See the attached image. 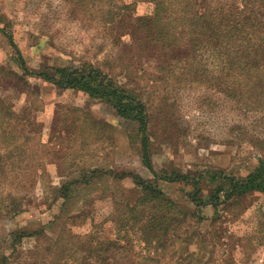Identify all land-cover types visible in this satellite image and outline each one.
Returning a JSON list of instances; mask_svg holds the SVG:
<instances>
[{
	"label": "rangeland",
	"instance_id": "1",
	"mask_svg": "<svg viewBox=\"0 0 264 264\" xmlns=\"http://www.w3.org/2000/svg\"><path fill=\"white\" fill-rule=\"evenodd\" d=\"M113 1L121 8L120 19L104 29L102 17L104 13L108 16L109 9L91 16L77 13V8L64 0H0V29L13 37L20 57L34 72L48 69L55 74L53 69L57 67L78 68L83 62L100 64L109 56L115 57L111 51L117 49L115 65L106 69L111 77L125 82L127 89L145 102L150 113L148 153L153 169L160 177L176 171L194 177L201 190L198 199L207 201L216 187L223 185L228 189L230 186L223 177L213 180L211 172L222 170L243 179L264 158V107L249 101L243 105L225 94L224 90L231 88L235 80L234 71L225 70L227 64L215 73L209 68L206 81L197 78L184 82L164 77V72L158 69L160 64L180 60L185 52L180 47H172L163 54L159 49L140 52L137 43H132V35L142 39L147 35L146 29L141 28L134 34L128 30V23L138 26L141 17L150 15L152 0ZM186 1L180 6L179 0L173 9L183 8ZM217 1L190 0L192 9L206 3V11ZM223 1L227 9H257L264 4V0ZM166 8L171 9L169 0ZM184 11L188 17L192 15L191 9ZM122 44L127 47L124 49ZM120 53L124 57L119 58ZM20 57L0 32V65L23 75ZM192 65L195 70L196 61ZM181 67L182 62L176 64L177 76H185ZM129 70V75L122 73ZM211 77H216L221 85L217 90L209 85L214 81ZM22 78L27 80L13 78L9 86L1 83L0 96L17 111L25 109L23 115L30 121H22L18 128L26 129L31 123V130L47 144L46 166L35 168L43 173L42 183H36L26 192L28 197L22 211L2 225L0 234L8 230H42L48 241L57 236L62 226H67L75 235L92 233L101 239L112 237L115 234L109 221L112 202L133 203L140 195L130 175L154 181L140 150L141 138L135 131L137 123L119 117L108 100L91 99L77 89L62 90L35 76ZM160 96L164 97L158 107ZM74 109L86 111L94 116V121L108 125L97 136L88 138V144L80 150L84 167L129 174L122 179H117L116 173L97 174L90 183H81L80 191L75 194L77 198L55 199L48 186L59 188L79 174L75 173L78 168L71 166L70 158H62L80 147L69 140L68 125H73ZM68 116L70 120L66 119ZM82 123L83 120L77 125ZM163 125L167 133L163 132ZM157 184L181 208H196L191 201L195 189L192 182L160 180ZM219 197L216 209L210 205L198 208L202 221L174 243V252H166L161 264H175L186 258L189 261L185 264H264V192L228 198L222 190ZM36 245V237L22 239L7 264H38L33 253ZM3 250L6 254L10 251L7 247Z\"/></svg>",
	"mask_w": 264,
	"mask_h": 264
},
{
	"label": "trees",
	"instance_id": "2",
	"mask_svg": "<svg viewBox=\"0 0 264 264\" xmlns=\"http://www.w3.org/2000/svg\"><path fill=\"white\" fill-rule=\"evenodd\" d=\"M64 1L77 8V13L91 16L104 13L102 9H109L108 16L104 13L102 17L104 29L120 19L121 8L116 7L113 0ZM183 2L184 0H180V6ZM178 3L179 0L174 2L169 0L171 9H167L168 0H152L153 8L149 16L141 17L138 26L137 23H128V30L132 34L141 28H145L147 32L142 39L132 35L134 40L132 43H137L140 52L159 49L162 54L172 47H180L185 52L184 57L180 60H166L158 69L164 72V77L184 82H192L197 78H204L206 81V72L214 69L212 73H215L221 66L223 68V65L227 64L225 70H233L235 80L228 89L230 91L224 90L225 94L243 105L249 101L264 107V4L259 5L257 9L255 7V9H232V7L227 9L225 1L218 0L216 5L207 8L206 11V3L192 9L190 0H187L183 8L173 9ZM246 5L248 6V1ZM184 9H191L192 15L188 17ZM0 32L20 57V51L14 44L13 37L3 29H0ZM122 47L125 49L127 46L124 47L122 44ZM111 52L115 57L109 56L100 64L83 62L78 68L74 65L69 68L57 67L53 69L55 74L48 69L31 71L20 57L19 63L23 75L0 65V87L1 83L9 86L8 84L11 83L8 82H13V78L26 81L27 78H22L23 76H35L62 90L77 89L85 92L91 99L108 100L119 117L137 123L135 131L141 138L140 150L154 181H145L136 174L130 175L139 188L140 195L133 203L116 200L112 202L109 217L115 233L112 237L101 239L92 233L75 235L67 226H62L57 236L54 239L48 238L47 241L42 230L33 232L8 230L0 234V264H7L11 254L16 250L17 243L30 237L37 239L33 253L38 264H161L164 262L166 252H174V243L202 221L198 208L210 205L216 209L219 206L220 191L224 190V196L228 198L244 196L252 192H264V158H260L257 166L243 179H236L222 170L211 172L213 180L223 177L230 186L228 189L223 185L216 187L207 201L198 199L201 190L199 181L194 177L177 171L160 177L153 169L148 153L151 136L148 132L150 113L146 109L145 102L138 98L135 92L127 89L125 82L122 83L120 79L116 81L108 74L106 68L115 65L118 57L117 49ZM122 57L124 54L120 53L119 58ZM193 61H196L195 70L193 65L191 66ZM172 62H175V65H172ZM181 62L183 67L180 70L185 76L180 74L177 76L174 70L176 64ZM129 72L131 71L122 73L129 75L127 74ZM211 78L214 81L209 85L217 90L221 85L216 77ZM209 81L210 79L207 83ZM220 89L222 90V87ZM163 97L160 96L158 107L162 105ZM156 110L160 113L158 108ZM24 111L25 109L17 111L0 96V228L22 211L28 197L26 192H29L36 183H42L43 173L35 171V168L44 169L46 166L44 153L47 151V144L40 140L34 130H31V123L26 125V129L18 128L22 121H30L28 118L25 119ZM74 111L76 114L72 118L73 125H68L71 138L69 140L80 147L73 148L69 155H64L62 158L63 160L70 158L71 166H76L78 169L75 173L79 174L61 184L59 188L47 185L52 196L56 195L55 199H74L77 196L75 194L80 191L81 183H90L97 174L116 173L111 169L89 170L84 167L80 150L88 144V138L97 136L108 125L94 121V116L86 111L80 109ZM163 116L165 117V114ZM66 119L70 120V117ZM81 120L84 124L77 125ZM60 123L61 119L56 122V127H59ZM162 130L164 133L168 132L165 125ZM58 164L62 165L60 162ZM128 174L116 173V177L122 179ZM160 180L170 183L192 182L195 189L191 201L196 208L193 210L181 208L161 190L157 184ZM21 193L24 194L20 195ZM3 247H7L10 251L6 254ZM137 248L139 249L136 250ZM185 261H189L188 258L175 264H185Z\"/></svg>",
	"mask_w": 264,
	"mask_h": 264
}]
</instances>
